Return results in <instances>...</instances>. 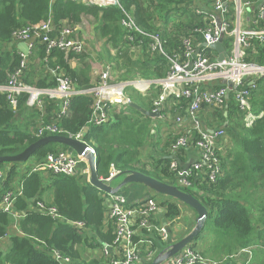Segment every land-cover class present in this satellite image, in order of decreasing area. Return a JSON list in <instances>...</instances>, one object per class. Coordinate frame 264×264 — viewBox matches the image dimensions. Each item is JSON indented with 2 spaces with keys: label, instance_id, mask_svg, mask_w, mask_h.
<instances>
[{
  "label": "trees",
  "instance_id": "16d2710c",
  "mask_svg": "<svg viewBox=\"0 0 264 264\" xmlns=\"http://www.w3.org/2000/svg\"><path fill=\"white\" fill-rule=\"evenodd\" d=\"M259 2L261 3H257ZM194 3L203 4L207 11L211 9L210 3L204 0H120L121 7H100L63 0H0V85L7 83L23 59L13 38L15 31L48 20L58 27L77 26L85 16L95 19L96 29L101 39L105 40L104 55L100 54L98 60L114 62L119 71H125L121 79L164 77L170 68L167 57L153 54L149 50L150 40L146 37H143L140 48L133 50V45L139 44L138 39L142 36L138 35L140 37L137 36V39L130 40L127 37L129 30L122 25V20L126 19V14H130L142 30L161 33L167 41L168 53L173 54L183 50V36L190 35L197 27L209 25V21L190 9L189 6ZM258 20L259 27L264 28V19ZM131 35L135 36L136 33L132 32ZM202 39L199 35L198 40ZM110 44L115 50L114 55L106 48ZM224 44L226 48L230 46L228 40H224ZM252 46L247 59L264 64V42L253 39ZM47 48L46 43L36 40L35 47L27 57L28 64L21 77L23 82L41 89L56 87L57 81L51 70L59 69L70 77L77 90L91 87L89 64L79 62L74 68L70 62L76 55L72 51L65 53L58 48ZM206 51L213 53L215 50L207 48ZM79 58L83 60L82 57ZM41 71L46 74L43 76ZM160 92V89H155L144 100L136 89H127L134 102L147 110L153 109V100ZM56 101L44 97L43 111H40L38 107L28 106L27 95L22 93L14 107L7 95L0 92V156L19 154L39 140L41 137L37 136L36 130L41 123L37 127L35 119L40 118L45 122L54 121L65 135H76L84 130V139L97 150L99 177L109 178L114 167L120 173L140 171L160 181L173 183L174 172L171 169L169 149L176 137H165L160 126H156L157 132L153 135L150 129L153 118L131 106L126 111L113 108L112 119L96 126L90 123L93 104L91 94H75L71 98L68 113L61 117H58L59 112L54 114L53 111L58 108ZM251 101L253 112L256 115L263 112V115L250 127L246 126L245 114L232 97L224 110L207 112V126H223L233 139V147L223 156V174L216 182L195 176L193 181L196 189H182L195 195L209 209L207 222L211 223L207 227L212 224L219 238L223 237L222 233L235 238L240 248L252 243L251 236L255 230L246 201L250 199L251 192L256 193L261 187L264 189V79L258 80V87L252 92ZM46 135L48 133L44 136ZM149 138L153 151L148 157L150 162H145L142 160L141 150ZM60 149L69 148L59 143H48L38 148L30 159H33V163H42L49 153ZM230 154L234 155L233 161L229 160ZM184 157L185 154L181 159ZM20 164L22 162L11 164L7 188L14 187L12 182L17 180V167ZM180 166L181 163L178 167ZM0 168H4V163L0 164ZM44 174L32 172L30 167L16 181L17 186L22 189V194L14 202V211L21 214L20 219L0 211V244L13 224L17 223L23 233H13L8 239V249H0V264H64L53 256L55 252L68 258L70 264H99L95 261L84 262L81 259L80 245H100L87 237V233L92 232L105 244H112L115 236L112 220H109L108 230H104L107 194L92 186L86 175ZM256 178H260L262 184ZM153 193L154 199L165 208V218L172 220L181 216L179 202L187 205L186 203L167 195L160 199L159 193ZM47 194L52 199L47 198ZM39 201L45 203L46 212L39 210ZM52 207L56 209V215L48 212ZM78 222L84 223L85 228L78 227ZM142 233L145 234L146 241H152V250L159 252L167 246H164L158 235L154 236L145 230Z\"/></svg>",
  "mask_w": 264,
  "mask_h": 264
},
{
  "label": "built area",
  "instance_id": "2783aa9c",
  "mask_svg": "<svg viewBox=\"0 0 264 264\" xmlns=\"http://www.w3.org/2000/svg\"><path fill=\"white\" fill-rule=\"evenodd\" d=\"M64 2H83L100 7L120 6V0H63ZM212 6V10L203 7L201 3L190 5V9L209 21L207 27H197L190 35L181 39L183 50L169 54L166 48L167 41L161 33H149L139 28L133 17L126 14L122 25L129 30L127 36L130 40L138 39L139 44L133 45L139 49L143 37L148 38L149 50L153 54L167 57L170 68L161 78H140L121 81L114 77L116 69L107 65L100 71L99 80L89 89L77 90L63 71L52 69L51 73L56 78L57 86L52 88H36L22 80V75L27 67V57L22 52V61L10 75L4 85H0V92L7 95L10 103L16 107L18 96L27 95V105L43 108L44 97L60 100L62 110L58 113L61 117L68 113L71 98L77 93H89L93 97L90 123L96 126L108 123L112 119V109L126 111L133 98L127 93L132 87L144 96H150L155 89H160L159 96L153 100L152 111L160 113L158 119L163 135H173L175 142L171 145V169L174 172L173 184L180 189L194 188L196 183L193 177L216 182L223 174L222 160L223 147L229 135L223 126L214 128L207 126V112L224 110L232 97L239 109L245 114L247 127L254 124L259 115L252 110V92L258 87V80L264 79V64L247 59L252 40L264 42V28L259 27V20L264 19V0H204ZM261 1V3H257ZM230 5V7H229ZM231 8V11H230ZM249 19V20H248ZM55 32V34H54ZM136 35L132 36L131 33ZM199 35L202 41L198 40ZM138 36V37H140ZM198 36V37H197ZM16 42H26L29 50L35 47V42L40 39L47 44V49L58 48L65 53L84 52L85 45L70 25L58 27L53 21H43L38 24L21 28L13 33ZM221 38L228 40L230 46L225 48L229 59L219 60L218 52L207 53L204 43L210 45ZM253 48V46H252ZM227 82V84L224 83ZM230 89V92H228ZM229 95V98H228ZM173 111L174 113H171ZM184 112V114H183ZM168 125V126H167ZM167 128V129H166ZM63 130L53 122L41 121L37 129V136L45 134H62ZM85 131L76 135H69L79 140L86 141L90 152L97 157L94 145L84 139ZM187 152H193L196 157L192 159ZM185 154L184 159H181ZM181 163L180 168L178 167ZM85 167V170L83 168ZM32 172L62 174L67 176L82 174L90 182V168L85 156L78 155L70 149H60L49 153L42 163H32ZM29 167V168H30ZM11 167L0 168V211L19 218L14 211V202L22 194V189L6 187L8 171ZM119 171L113 167L112 179ZM108 218L114 223V240L112 244L103 245L105 260L101 264H136L140 261L141 250L138 238L139 230L171 241L167 225L157 224L155 219L160 213L165 212L153 194L147 198L131 202L120 193L108 194L106 199ZM39 210L46 212L45 203H37ZM48 212L56 215V209L50 208ZM77 226L85 228V224L78 222ZM168 245V244H167ZM150 246V245H149ZM64 264H70L68 258L53 253ZM156 254L151 249L147 250L146 261L152 262ZM163 264H211L192 244L186 246L176 257L166 260Z\"/></svg>",
  "mask_w": 264,
  "mask_h": 264
},
{
  "label": "crops",
  "instance_id": "0c3cea01",
  "mask_svg": "<svg viewBox=\"0 0 264 264\" xmlns=\"http://www.w3.org/2000/svg\"><path fill=\"white\" fill-rule=\"evenodd\" d=\"M86 19H94L91 16H85L82 19L81 24L77 25L79 28H82V25L84 24ZM249 20V19H248ZM92 26L93 27H87L88 30H93L94 33H92V35H88L87 41L85 38L82 39L84 40L85 43H87L86 45V50L84 52V56L87 57L86 59V63L87 60L89 59L88 57H91V60L94 59V57H97L98 54L96 55L95 52H99V49L102 47L101 41L104 42L105 40L101 39V35L99 34V32L96 29L97 23H95V19L94 21H92ZM83 29V28H82ZM20 42L17 43V46ZM105 46V43L103 44ZM110 46V45H109ZM90 50V51H88ZM21 53V51H20ZM74 53V52H73ZM31 54V53H30ZM22 55V53H21ZM74 55H76L74 53ZM29 57V56H28ZM76 57H73L72 61L70 62L72 67H77L79 65V61L75 60ZM90 60V59H89ZM97 63H99L97 61ZM28 64V61H27ZM88 64V63H87ZM92 64V65H91ZM90 67L92 69V74L90 73V75L92 76L91 80L92 82L96 79L97 76V72L100 71L103 67H97L95 65V63H91ZM43 76L46 74L44 71H41ZM40 74V72H38ZM36 80H38V77H35ZM33 86V85H31ZM36 87V86H35ZM41 89V88H40ZM149 97V96H148ZM56 105L58 106V108L54 109V114L55 112H61L62 110V103L60 100L56 101ZM137 103V102H136ZM139 104V103H138ZM38 109L41 111H43V108H39ZM171 113H174L173 111H171ZM259 116L257 117V119L259 117H261L263 115V112H260V114H258ZM156 118V119H155ZM153 118L154 121L156 122V124H158L157 126H163L164 124L161 123L160 124V119H158V117ZM31 121H34L33 119H28ZM40 118L35 119V122L37 124L41 123ZM256 121V120H255ZM168 126V125H167ZM167 129V128H166ZM37 131V130H36ZM153 146V145H152ZM150 147L149 150L146 152L148 154V156H150V154L153 151V147ZM233 147V139H231V137H228V140L226 142V145L223 147V155L226 156L228 154V150L231 149ZM187 156L191 157L192 159H194L196 157V154H193V152H187ZM234 159V155L230 154L229 156V160L233 161ZM84 170L85 167L83 166ZM78 175H84L82 174V171L79 172ZM44 176H47V174L45 173ZM103 178V177H101ZM122 178H117L114 179L112 181V185L116 186L121 182ZM258 183H261V179L260 178H256ZM121 194L125 195L128 200H130L131 202H137L140 200H143L145 198H147L148 196H150L151 194H154L148 187H145L143 185L140 184H134L131 186L126 187ZM47 198L52 199V196L47 194L46 195ZM250 199L248 201H246V206L250 212V216L254 222L255 225V230L251 236V241L252 243H250V245L240 248L238 247V244L235 240V238H232L231 236H226L225 233L223 234V237H218L217 235V230H215V227H207V225L211 222H207V225L205 226V229L203 230V232L201 233V235L197 238V240H195L192 245L199 251L202 253V255L208 260L209 263L211 264H264V189L261 187L258 189V191L256 193L251 192L250 193ZM179 206L181 208V216L176 218V219H167L165 218V212L164 213H160L158 215V217L155 219L157 224H162V225H167V230L170 233L171 236V240L173 242H175L174 240L176 239L179 240L182 237H184L187 233H189L196 225V220H197V212L185 205V204H181L179 202ZM21 214H19V218L20 219ZM109 218H108V213H106V220H105V226H104V230L107 231L108 230V223H109ZM13 233H19V234H23L21 230H19L18 224H13L11 226V228L9 229L8 235L7 237L1 242L0 244V249L1 250H7L8 246H9V237L13 234ZM142 231L139 230L138 232V238H137V242L139 243L140 246V250H141V256H140V261L136 264H148V261H146V255H147V250L148 248L151 246L152 241L149 240H145L144 237L142 236L140 237ZM155 236V235H154ZM87 237L89 239H91L93 241L94 239V243L96 244L97 242L100 243L99 246L96 247H90L88 245H80V248L82 250L81 253V259L84 262H98L99 264H101L104 260L105 257L103 255V245L105 244L103 242V240L97 236L94 232L92 233H87ZM94 237V238H91ZM150 245V246H149ZM154 253L157 255L158 250H153Z\"/></svg>",
  "mask_w": 264,
  "mask_h": 264
},
{
  "label": "water",
  "instance_id": "95a60500",
  "mask_svg": "<svg viewBox=\"0 0 264 264\" xmlns=\"http://www.w3.org/2000/svg\"><path fill=\"white\" fill-rule=\"evenodd\" d=\"M210 49L218 52L219 60H228L229 54L224 46V39L221 38L218 42L207 45ZM19 50L26 56L30 55L29 46L26 42H20L18 44ZM227 84L226 81H224ZM230 92V89H228ZM229 98V95H228ZM131 107L140 111L142 114L149 116L151 118L159 117L160 113L158 111L147 110L136 102L131 103ZM227 115V113H226ZM228 122L226 123V125ZM48 143H59L67 146L70 150L74 151L78 155L85 156L89 163L90 168V184L105 194H117L122 192L126 187L140 184L145 187H148L152 192H156L162 195H167L172 198L178 199L189 205L197 212V220L195 227L187 233L181 239L168 244L163 247L157 255L154 257L150 264H163L166 260L176 257L186 246L192 244L197 238L201 235L205 229L207 218L209 215V209L207 206L200 201L195 195L185 190L180 189L173 183H168L160 181L154 177H151L147 174H144L140 171H131V172H121L118 173L110 180L99 177L97 170V157H95L89 150V145L86 141L79 140L75 137L65 135V134H48L44 137H41L36 142L29 145L21 153L11 156H0V164L3 163H20L25 162L30 159L33 153L43 145ZM117 178H122L121 182L114 186L112 181Z\"/></svg>",
  "mask_w": 264,
  "mask_h": 264
},
{
  "label": "rangeland",
  "instance_id": "374dc122",
  "mask_svg": "<svg viewBox=\"0 0 264 264\" xmlns=\"http://www.w3.org/2000/svg\"><path fill=\"white\" fill-rule=\"evenodd\" d=\"M211 9L210 10H212V6L210 7ZM92 21H94V19H86L85 20V22H84V24L82 25V28H79L78 26H72L73 28H75V30H76V32H77V34L79 35V37H80V39L83 41V43H84V45H85V48H84V52H85V50H86V45H87V43H85L84 42V40L82 39V37L83 38H85L86 39V41H87V38H88V35H92V33H94V31L93 30H88V28L90 27H93L92 26ZM205 21H207V20H205ZM71 26V25H70ZM88 27V28H87ZM82 36V37H81ZM101 44H102V47L99 49V52H95V54L97 55L98 54V56L97 57H94V59H92L91 60V57H88L89 59L87 60V63L89 64V66H91L92 64V62L93 63H95V65L97 66V67H103L100 71H102L107 65H112L115 69H116V73L114 74V77H116L117 78V80H121V81H126V80H130V79H121V75L123 76L124 74H125V71H119L116 67L117 66H115V63L114 62H105V61H101V60H98V58H99V56H100V54H103L104 55V42H102L101 41ZM106 48H108V49H110V51H111V53L114 55L115 54V50L112 48V46H111V44H110V46L108 45V46H106ZM88 51H90V50H88ZM84 52H82V53H75L76 54V59L75 60H77V61H79V62H85L86 61V59L85 58H87V57H85L84 56ZM139 52H141V51H137V53H139ZM79 57H82L83 58V60L81 59V58H79ZM140 57H142V54L140 55ZM97 61L99 62V63H97ZM86 63V62H85ZM91 64V65H90ZM90 69H91V67H90ZM91 71V74H92V69L90 70ZM100 71H98L97 72V76H96V79L92 82V80H91V86L93 85V84H95L98 80H99V73H100ZM129 76V75H128ZM91 78H92V76H91ZM33 87H35V86H33ZM36 88H38V87H36ZM131 90V89H130ZM137 91V90H136ZM137 93L144 99V100H146V99H148V96H144L141 92H139V91H137ZM113 110V109H112ZM113 114V113H112ZM158 124H156V122L154 121V120H152V122H151V124H150V129H151V133L153 134V135H155L156 134V126H157ZM165 139V138H164ZM162 142H164L165 143V141L164 140H162ZM153 144H152V142L150 141V138L149 139H147V142H146V145H145V147L141 150V157H142V160L143 161H145V162H150L149 160H151L150 158L148 159V154L146 153L148 150H149V148L152 146ZM152 162V161H151ZM21 163V162H20ZM32 163H33V159H29L28 161H25V162H22V164H20L18 167H17V169H18V175H17V177H16V179L18 180V179H20L21 178V176L26 172V170L30 167V165H32ZM11 164L12 163H4V168H8V167H11ZM154 164V163H153ZM17 180H15L14 181V184L15 185H18L17 183H16V181ZM164 197H167V196H164V195H160V194H158V198H160V199H163ZM190 207V206H189ZM206 225H207V223H206ZM205 225V226H206ZM210 227H212V228H214L213 226H212V224H210ZM141 236L140 237H142V236H145V234H143V233H141L140 234ZM161 238V237H160ZM178 238V237H177ZM176 238V239H177ZM176 239L174 240V241H176ZM161 240H162V242L164 243V246L165 245H167V244H171L173 241L171 240V241H168V242H166V240L165 239H163V238H161Z\"/></svg>",
  "mask_w": 264,
  "mask_h": 264
}]
</instances>
